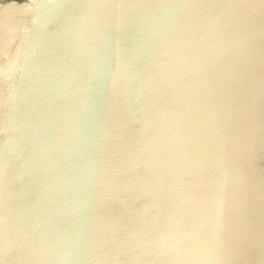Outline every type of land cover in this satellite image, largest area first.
<instances>
[{"label": "water", "instance_id": "1", "mask_svg": "<svg viewBox=\"0 0 264 264\" xmlns=\"http://www.w3.org/2000/svg\"><path fill=\"white\" fill-rule=\"evenodd\" d=\"M0 264H264V0H157L3 95Z\"/></svg>", "mask_w": 264, "mask_h": 264}]
</instances>
